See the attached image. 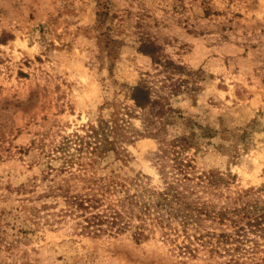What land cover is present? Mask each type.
I'll return each mask as SVG.
<instances>
[{
	"label": "rangeland",
	"instance_id": "obj_1",
	"mask_svg": "<svg viewBox=\"0 0 264 264\" xmlns=\"http://www.w3.org/2000/svg\"><path fill=\"white\" fill-rule=\"evenodd\" d=\"M115 122L97 147L90 128ZM63 190L132 207L144 236L82 230L57 214ZM250 220L264 224V0H0V264H231L222 235Z\"/></svg>",
	"mask_w": 264,
	"mask_h": 264
},
{
	"label": "trees",
	"instance_id": "obj_2",
	"mask_svg": "<svg viewBox=\"0 0 264 264\" xmlns=\"http://www.w3.org/2000/svg\"><path fill=\"white\" fill-rule=\"evenodd\" d=\"M153 46L151 44L144 45L142 51L148 53L152 56V61H158L156 56L153 53ZM174 65V64H173ZM174 67L181 68L180 65H174ZM131 97L134 100L135 105L144 109L147 105H152L154 100L151 97V87L144 81L137 83L132 87ZM150 112L153 116H157L162 112L161 107H150ZM121 125L114 123L113 127H104V125L96 127H91L88 135H98L101 143H97V147L102 149H110L109 146L112 145L115 141L108 139L107 134L110 131L114 132V137L117 138V134L121 129ZM82 141V138H81ZM169 184V183H168ZM171 185H168L163 192L164 200L166 202L175 201L176 203H181L179 201V195L175 192L170 196L169 191L171 190ZM60 198L55 201L53 204L58 206L57 214L61 215H73L77 218V223L80 224L82 230L100 233L101 231H112V230H122L124 228L133 226L134 235L136 238L144 236V219L145 217L140 215H134L133 208H117L113 203L106 202L104 197L101 195H95L93 193L84 192V193H70L67 190L61 191L59 194ZM123 205L132 206L133 201L131 199H123L121 201ZM136 216L142 220L141 223L135 225L132 224V218ZM233 222L236 224L237 219H233ZM260 221H248L244 224H239L236 226V229L232 234H223L224 241L230 239V243L235 242L236 244H230L228 248L236 250L233 257L229 260L231 264H241L242 256L246 255L251 260L254 259L257 243L254 242L253 245L245 246V242L249 241L248 233L253 232L260 235H264V224L261 225L258 223ZM115 228V229H113ZM210 235L213 233L210 231ZM241 249L242 252L237 250ZM254 263H257V260H252Z\"/></svg>",
	"mask_w": 264,
	"mask_h": 264
}]
</instances>
